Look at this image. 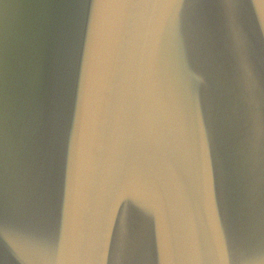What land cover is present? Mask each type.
Here are the masks:
<instances>
[{
    "label": "water",
    "instance_id": "water-1",
    "mask_svg": "<svg viewBox=\"0 0 264 264\" xmlns=\"http://www.w3.org/2000/svg\"><path fill=\"white\" fill-rule=\"evenodd\" d=\"M130 71L147 84L138 134L154 163L169 159L167 121L182 129L201 264H264V155L253 150L264 145V0H0V264H20L2 235L18 221L72 218L85 131H132ZM125 208L148 240L135 262ZM89 226L100 264H161L155 218L131 195Z\"/></svg>",
    "mask_w": 264,
    "mask_h": 264
},
{
    "label": "clouds",
    "instance_id": "clouds-1",
    "mask_svg": "<svg viewBox=\"0 0 264 264\" xmlns=\"http://www.w3.org/2000/svg\"><path fill=\"white\" fill-rule=\"evenodd\" d=\"M244 53H240L243 60ZM246 67V64H245ZM149 98L146 81L129 72L122 86V112L132 129L119 138L101 137L86 130L74 154L75 212L62 226L39 217L18 221L2 234L20 264H100L94 226L111 217L120 200L131 195L140 209L156 221L161 264H201L205 237L197 238L195 196L185 193L181 170L186 164L183 132L168 120L165 134L169 159L156 164L146 154L138 134L145 126L143 109ZM253 150L264 155V145ZM120 230L127 238V259L138 261L147 249L144 225L135 209L125 208Z\"/></svg>",
    "mask_w": 264,
    "mask_h": 264
}]
</instances>
